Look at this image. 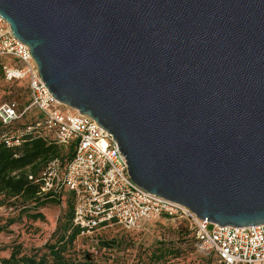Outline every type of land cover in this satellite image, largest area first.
<instances>
[{"label":"water","instance_id":"1","mask_svg":"<svg viewBox=\"0 0 264 264\" xmlns=\"http://www.w3.org/2000/svg\"><path fill=\"white\" fill-rule=\"evenodd\" d=\"M0 17L140 188L264 224V0H0Z\"/></svg>","mask_w":264,"mask_h":264},{"label":"built area","instance_id":"2","mask_svg":"<svg viewBox=\"0 0 264 264\" xmlns=\"http://www.w3.org/2000/svg\"><path fill=\"white\" fill-rule=\"evenodd\" d=\"M0 57L16 61L14 65L3 66L5 77L26 81L29 93V102L21 110L13 102L0 104V140L15 147L34 134L61 145L75 146L73 157L64 168L59 159H54L35 182L44 194H57L63 189L72 194L73 223L82 233L111 223L137 229L151 220H185L199 247L211 250L219 264H264V224L247 227L211 224L197 218L188 208L151 194L133 182L112 136L93 118L76 109L62 112L63 104L54 99L42 81L29 47L13 36L1 17ZM25 113H35V122L13 128V123Z\"/></svg>","mask_w":264,"mask_h":264},{"label":"rangeland","instance_id":"3","mask_svg":"<svg viewBox=\"0 0 264 264\" xmlns=\"http://www.w3.org/2000/svg\"><path fill=\"white\" fill-rule=\"evenodd\" d=\"M25 84L24 80H8L0 69V104L13 102L21 108L28 98ZM60 109L63 113L70 111L64 105ZM63 193L66 194L65 189ZM64 194L55 199L56 203L44 207L34 208L33 204H28L29 214L37 211L43 214L42 219L36 220L21 210L20 198L5 200L0 196V227H4L0 232V258L8 257L12 249L17 248L20 255L46 252L47 243H54L60 234L56 231L57 226L67 225L72 215L71 204L65 203ZM10 220L13 223L9 224ZM189 226L184 220L170 218L146 221L137 229H125L111 223L94 232L80 233L66 256L80 259L81 264H154L151 253L163 246L165 250L169 247L178 249L179 255L166 256L159 264H219L211 250L179 239L185 227L192 229ZM103 242L111 245L106 247Z\"/></svg>","mask_w":264,"mask_h":264},{"label":"trees","instance_id":"4","mask_svg":"<svg viewBox=\"0 0 264 264\" xmlns=\"http://www.w3.org/2000/svg\"><path fill=\"white\" fill-rule=\"evenodd\" d=\"M15 62L14 59L0 57V69L3 70L5 64L14 65ZM12 81L21 80L14 79ZM25 89L28 98L21 108L18 107L20 110L29 102L27 84H25ZM27 114L31 113L23 114L21 118L13 123V128H21L33 124L36 118L35 113H32L30 117H27ZM74 151L75 146L73 144L61 145L49 137H40L34 134L26 136L22 143L15 147H8L0 140V196L5 200L20 198L21 203H23L21 210H24L23 212H28L29 218L33 220L42 219L43 214L38 211L29 214L28 204H33L32 206L34 208H39L44 207L48 203H56L55 199H59V197L64 194V189L57 194L50 192L44 194L41 191L40 184L35 182V179L48 163L54 159H59L64 168L72 159ZM30 176L32 179L29 178ZM65 192L66 194L63 195V198L66 204H71L72 215L69 217L67 225L63 224L57 226L56 231H59L60 234L54 243H47V251L40 255L37 253L32 255H20L18 248L16 250L12 249L8 257L0 258V264H81L78 261L80 259L66 256L67 251L74 247V241L76 237L82 233V230L73 223V196L70 192L66 190ZM157 221L158 220H155V222ZM9 222V224L13 223L11 220ZM186 224L189 223L186 221ZM189 227L191 228V226ZM3 229L4 227L1 226L0 232ZM183 232L180 233L179 239L186 240V242H195L199 245L193 236L192 229L188 230L187 227H185ZM102 244L106 247L111 245V243L107 242H103ZM162 247L160 246V248H157L151 253L154 264H159L166 256L178 257V249L169 247V250H165ZM212 254L215 256L213 252ZM85 256H87V253H85Z\"/></svg>","mask_w":264,"mask_h":264}]
</instances>
